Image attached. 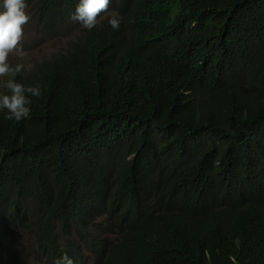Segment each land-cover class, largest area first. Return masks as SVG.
I'll list each match as a JSON object with an SVG mask.
<instances>
[{"label":"trees","instance_id":"16d2710c","mask_svg":"<svg viewBox=\"0 0 264 264\" xmlns=\"http://www.w3.org/2000/svg\"><path fill=\"white\" fill-rule=\"evenodd\" d=\"M29 1L26 53L75 35L9 58L42 94L0 111V264H264V0Z\"/></svg>","mask_w":264,"mask_h":264},{"label":"clouds","instance_id":"9594fccd","mask_svg":"<svg viewBox=\"0 0 264 264\" xmlns=\"http://www.w3.org/2000/svg\"><path fill=\"white\" fill-rule=\"evenodd\" d=\"M109 4L110 0H79L71 20L79 22L83 28L90 31L99 23L98 19L101 17H98L108 10ZM33 19L29 0H0V77L7 78L4 88L8 93L0 94V111L6 110L5 119L17 122L30 118L31 97L39 98L42 94L38 84L33 86L17 82V75L25 68L23 63L13 65L9 62V58L17 57L23 60L26 56L22 39L26 38L25 32ZM108 23L118 30L121 18L112 15ZM53 264H74V261L64 253L55 259Z\"/></svg>","mask_w":264,"mask_h":264},{"label":"rangeland","instance_id":"374dc122","mask_svg":"<svg viewBox=\"0 0 264 264\" xmlns=\"http://www.w3.org/2000/svg\"><path fill=\"white\" fill-rule=\"evenodd\" d=\"M73 35L74 34H72L71 36ZM71 36H67L66 39H68ZM65 46H66L65 40H60V41L52 40L40 46V48L38 49L27 52L23 60L25 61V63L30 65L33 61L39 60L43 57L50 56L53 53H57L59 51L64 50Z\"/></svg>","mask_w":264,"mask_h":264},{"label":"bare ground","instance_id":"6f19581e","mask_svg":"<svg viewBox=\"0 0 264 264\" xmlns=\"http://www.w3.org/2000/svg\"><path fill=\"white\" fill-rule=\"evenodd\" d=\"M89 263V262H88Z\"/></svg>","mask_w":264,"mask_h":264}]
</instances>
